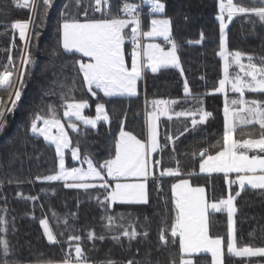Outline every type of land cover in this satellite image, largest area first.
I'll use <instances>...</instances> for the list:
<instances>
[{
  "label": "snow or ice",
  "instance_id": "6c2138e0",
  "mask_svg": "<svg viewBox=\"0 0 264 264\" xmlns=\"http://www.w3.org/2000/svg\"><path fill=\"white\" fill-rule=\"evenodd\" d=\"M53 0H42L44 15L52 7ZM75 8L82 12L83 22L78 18L64 19L60 25L62 36V49L64 53H78L79 58L74 59L78 65L77 75L82 76V86L93 97L97 90L108 98H132L139 95L137 82L142 80L145 70L153 74L161 69L174 68L184 76V69L179 56L180 45L173 37V21L171 18H151L147 31L143 30L140 8L148 5L150 13L163 14L166 4L162 0H140V3H131L128 0H74ZM17 8L29 9L36 14L41 7L37 0H22L15 4ZM68 6H66L67 10ZM219 12L216 20L219 22V52L223 59V79L219 81V87L214 91L224 95L223 107V135L222 140L211 145L216 148L215 152L204 148L199 153H192L194 159L199 158V171L195 169L184 172L180 168V161L175 160L176 167H163L162 159H153L154 154H159L171 144L172 152L175 153V143L189 129L178 135L164 132L165 143L160 141L161 117L168 121L173 118L191 117L192 128L205 124L212 116L211 112L198 107L195 110L174 112L172 106L179 103L177 100L153 99L145 101V124L146 139H139L130 131H126L124 122H121L119 137L114 144V156L105 159L102 163L94 164L89 154L81 155L79 144L72 146V141L66 131L65 124L58 118L55 107L48 106V115H36L30 124V131L34 135L43 137L44 141L55 146V154L58 161V171L55 174L40 177L36 180L44 183L62 182L66 189H77L88 192L90 189H104V198L95 196L99 207L104 211L101 217L108 236L99 235L92 230L87 232V239L95 248V241L111 239L115 244L124 247L123 241L128 242L131 250L133 241L141 237L147 238V229L139 231L135 224L124 221L131 220V214H111L113 205H148L149 184L151 179L156 184L158 194L163 191L162 179L165 177L179 178L172 182L171 205L172 221L167 225V219L162 221L159 233L160 247L176 248L178 246L179 257L170 259V264H199L198 257L210 256V264H230L228 258H240L244 264H252V258H259L256 264H264V247L238 246L236 214V199L241 193L251 190H264V97L246 99L245 93L264 94V57L257 58L252 54L237 51H229L227 42V29L234 18L244 17L252 24L264 26V0H250L246 5L243 0H218ZM90 13L92 18H90ZM99 13V16H95ZM255 17V21L251 18ZM187 20V16H185ZM31 21H13L10 28L19 38L27 43V31ZM130 28V32L126 29ZM38 38L39 33H36ZM157 38H162L165 48L156 43ZM203 32L200 40H204ZM131 44V51L127 52L125 43ZM189 44L192 41H188ZM13 47L15 44L13 43ZM7 64L0 71V93H5L11 100L8 107L0 96V130H2L3 118L16 107V102L21 98V87L27 66L32 63L31 53L25 52L21 56L20 67L17 68L11 50L9 49ZM130 56V66L126 59ZM83 58H87L85 61ZM246 61V63L244 62ZM233 66L239 69L236 74L230 73ZM75 83V81H73ZM21 87H17V85ZM230 85V88L227 87ZM184 99H193L197 103H203L202 99L195 97L185 78L183 84ZM72 88L61 96L63 117L68 121L67 127L72 132H78V127L72 118L82 122L85 126L96 128L98 121L110 123V116L105 109V104L97 103L95 107V119L84 116L83 110L89 108L87 100L75 101L70 96ZM236 93V98H229L228 93ZM14 96V99H13ZM151 110H148V105ZM199 117L198 119L196 117ZM126 119V117H125ZM42 122V126L40 125ZM55 129V133H53ZM240 133L238 136L237 134ZM71 150L74 161L86 163L83 167L65 166L64 153ZM251 153V155H250ZM175 159V156H173ZM159 169L157 176L155 170ZM223 174L225 183L228 185L227 198L210 200L204 186H194L191 178L199 174ZM235 173V178L230 174ZM12 183V181H9ZM237 186L233 188V186ZM55 195V192L52 193ZM18 198L35 202L38 197L24 196L17 193ZM93 197H90L92 199ZM6 200V198H5ZM167 210L168 201H164ZM227 214V239L210 234L211 216L215 213ZM0 264H20L11 257L14 249L7 239L8 220L6 219L7 208L0 209ZM55 216L56 214L53 213ZM73 219L77 214H71ZM147 220V217L145 218ZM63 223L66 228L73 227L69 224V218L65 217ZM43 234L50 245L60 244L61 241L53 232L47 218L40 220ZM64 235L63 232L60 233ZM80 235L69 234L68 244L64 258L58 264H93L86 255L81 243ZM75 242V243H73ZM63 250V249H62ZM139 249H137V253ZM52 264V262H49ZM104 264H116L114 260L105 261ZM123 264H141L140 260L128 259ZM150 264V262H148Z\"/></svg>",
  "mask_w": 264,
  "mask_h": 264
},
{
  "label": "trees",
  "instance_id": "16d2710c",
  "mask_svg": "<svg viewBox=\"0 0 264 264\" xmlns=\"http://www.w3.org/2000/svg\"><path fill=\"white\" fill-rule=\"evenodd\" d=\"M17 2L22 0H0V71L7 64L9 49L17 68L20 67L21 56L25 52L31 53L32 60L27 66L22 87L17 85L21 87V98L16 102L15 109L6 113L7 123L0 133V209L7 208V239L14 249L11 259L20 264L59 262L64 258L68 248L67 236L73 234L83 238L81 243L93 264H104L108 260L123 264L133 257L140 260L141 264L148 262L170 264V259L173 257L178 260V246L167 249L160 247V251H157V246L162 221L166 218L167 225L172 221L170 187L171 183L178 181L179 178H163V191L159 194L156 184L149 180L148 205L117 204L109 210L111 214L116 215L130 213L132 219L124 221L125 225L133 223L139 231L147 229L146 239L141 237L133 241L131 250L128 249L126 240L123 241L124 247H121L107 238L104 241L96 240L93 248L92 242L87 239L89 230L94 231L97 236L109 235L104 228L105 221L101 219L104 211L94 199L95 196H99L103 200L104 189H90L86 193L83 190L66 189L62 182L37 181V176L55 174L58 161L55 148L41 137L32 135L30 124L36 115L47 116L48 106L52 105L58 117H61L67 126L68 121L63 117L61 96L67 93L69 88L73 89L70 96L75 101H88L89 108L84 112L89 118L96 115L97 103L105 104L110 123L102 121L96 128H91L81 122L73 121L78 125V132H72L67 127L72 146L79 144L81 155L87 153L93 162L99 164L114 156V144L119 137L122 121L126 129L141 138L146 137L144 114L146 100H177L179 103L172 106L174 112L195 110L202 106L205 111L211 112L212 116L205 124L197 125L195 129L192 128L191 117L179 119L174 117L172 121L162 119L159 130L162 144L165 143V131L173 136L184 131L186 127L189 131L176 141L175 153L172 152L173 146L168 144L162 153L155 154V159H162L163 167H176L175 160L178 159L179 166L185 173L192 169L198 173L199 158L197 155L194 159L192 153L198 154L204 148L215 152L217 149L210 146L222 140L223 135L224 95L214 91L219 87V81L223 79L224 64L223 59L218 55L220 50L219 22L216 20L219 12L218 0H162L166 4V11L161 16L171 18L173 21V37L180 45L179 56L184 76L174 68L161 69L155 74L146 70L139 84V95L132 98H108L99 90L93 97L82 86V76L77 75L78 65H75L76 70H74L73 63L74 59L79 58V54L64 53L60 32V25L64 19L75 17L82 22L84 20L83 13L75 8L74 0H53L47 15H44L42 0L38 1L41 7L36 14L29 9L17 8L15 6ZM128 2L140 3V0H128ZM243 3L249 5L250 0H243ZM66 6H68L67 10ZM142 9L145 12L143 28H147L150 19L156 14L148 13V5H142ZM95 16H99V13ZM90 18H92L91 13ZM251 19L255 21L256 18ZM17 20L31 21L27 43L20 40L18 31L14 34L10 28L11 22ZM226 31L229 51L239 50L252 54L257 58V62L260 57H264V26L256 23L253 29L251 23L244 17L238 16L229 24ZM202 32L204 40L196 43L200 40ZM36 33H39L38 38ZM188 41L192 43L189 44ZM125 48L129 52V44H126ZM238 72L237 67L230 68L231 74ZM185 78L189 82L192 94L202 99V105L193 99H184ZM228 87L230 88V85ZM228 95L229 98L238 96L231 92ZM0 96L3 97L4 103L11 107V100L8 99L7 94L0 93ZM258 96L264 97V94L245 93L246 99ZM237 135L239 136L240 133ZM155 173L158 176L159 169H156ZM191 181L194 186H204L210 200L218 201L227 198L229 194L228 185L221 174L211 176L199 174L192 177ZM53 191L55 195L52 194ZM17 193L35 196L38 199L35 202L24 200L18 198ZM165 200L168 201L167 210L164 208ZM235 203L238 209L235 217L238 246L264 247V190L248 189L241 193ZM53 213L56 215L54 216ZM73 213L77 214L76 219L71 217ZM0 215L3 213L0 212ZM65 217L69 218V224L73 227H65L63 223ZM45 218L61 241L60 244L50 245L47 242L40 226V220ZM211 224L210 234L224 237L226 240V211L213 214ZM61 232L64 233L63 236L60 235ZM137 249H139L138 253ZM202 257L197 258L199 264H210V256ZM228 259L230 264H244L240 258ZM258 259L252 258V264H256Z\"/></svg>",
  "mask_w": 264,
  "mask_h": 264
},
{
  "label": "rangeland",
  "instance_id": "374dc122",
  "mask_svg": "<svg viewBox=\"0 0 264 264\" xmlns=\"http://www.w3.org/2000/svg\"><path fill=\"white\" fill-rule=\"evenodd\" d=\"M39 1V0H38ZM153 18H157V19H163V18H165V17H163V16H161V14H156L155 15V17H153ZM168 18V17H167ZM150 24V23H149ZM148 28L149 27H147L146 29H145V31H147L148 30ZM28 33H29V31H28ZM155 42L156 43H160L162 46H164L166 49L167 48H169L170 46H166V45H164V42H163V40H162V38H157L156 40H155ZM76 54V53H75ZM85 61H87V58H83ZM126 59L128 60V56H126ZM130 60V59H129ZM128 60V62H129V66H130V61ZM181 65H182V63H181ZM145 72H146V70H145ZM145 76V75H144ZM142 80H140V81H138L137 82V91H138V93H139V90H140V88H139V84H140V82H141ZM217 93V92H216ZM103 94V93H102ZM124 98V97H123ZM106 109V108H105ZM85 110V109H84ZM84 110H83V115L84 116H86L85 115V112H84ZM149 110H151V106L149 107ZM87 117V116H86ZM95 117H96V115L95 116H93V117H90V118H92V119H95ZM58 118H60L61 119V122L62 123H64V121H63V119L61 118V117H58ZM163 118H166V117H161V120H160V127H161V124H162V122H163ZM72 120L73 121H75V122H77V123H79L80 121H76L75 120V118L73 117L72 118ZM82 123V122H81ZM100 123H102V121H98L97 122V126L100 124ZM65 124V123H64ZM39 126H42V122H40V125ZM96 126V127H97ZM77 127H78V125H77ZM90 127V126H89ZM65 128H66V131L68 132V129H67V126H66V124H65ZM125 130L126 131H129L128 129H126L125 128ZM159 130H160V128H159ZM31 132V131H30ZM131 132V131H130ZM53 133H55V129H53ZM32 134V133H31ZM69 134V133H68ZM134 135H136L135 133H133ZM33 135V134H32ZM147 135V134H146ZM36 136H38V135H36ZM137 136V138H139V139H146V137L145 138H141V137H139L138 135H136ZM38 137H41V136H38ZM69 137H70V135H69ZM42 139H43V137H41ZM71 139V138H70ZM44 140V139H43ZM47 143V142H46ZM47 144H49V143H47ZM49 145H51V144H49ZM51 146H53V148H55V146L54 145H51ZM69 152H70V154H69ZM155 157H156V155L154 154V156H153V159H155ZM64 158H65V166L67 167V168H71V167H83L85 170L87 169V164L85 163V165L84 164H81L79 161H74L73 159H72V156H71V150L70 149H66L65 150V153H64ZM94 164H97L98 165V163H96V162H94ZM57 171H58V166H57ZM215 174V173H214ZM214 174H212V175H214ZM223 175L222 173H219L218 175ZM206 175V174H205ZM235 176H236V174L235 173H232V174H230V178H235ZM149 180H151V179H149ZM54 183H56V182H54ZM148 184H149V181H148ZM39 264H49V263H39ZM52 264H58V262H52Z\"/></svg>",
  "mask_w": 264,
  "mask_h": 264
},
{
  "label": "crops",
  "instance_id": "0c3cea01",
  "mask_svg": "<svg viewBox=\"0 0 264 264\" xmlns=\"http://www.w3.org/2000/svg\"><path fill=\"white\" fill-rule=\"evenodd\" d=\"M143 22H144V20H142V26H143ZM150 23V22H149ZM148 23V27H149V24ZM146 28H143V30H145ZM126 31H128V32H130V28L129 29H126ZM28 35H29V33H28V31H27V37H28ZM128 43V41H126V43H125V45ZM129 48H130V46H129ZM130 61V60H129ZM228 87V86H227Z\"/></svg>",
  "mask_w": 264,
  "mask_h": 264
},
{
  "label": "built area",
  "instance_id": "2783aa9c",
  "mask_svg": "<svg viewBox=\"0 0 264 264\" xmlns=\"http://www.w3.org/2000/svg\"><path fill=\"white\" fill-rule=\"evenodd\" d=\"M4 124H5V123L3 122V123H2V130L4 129ZM2 130H0V132H1Z\"/></svg>",
  "mask_w": 264,
  "mask_h": 264
}]
</instances>
